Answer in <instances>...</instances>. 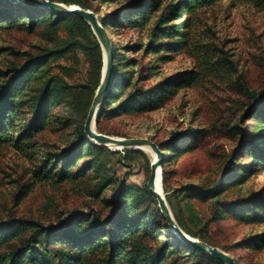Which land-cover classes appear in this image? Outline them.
Masks as SVG:
<instances>
[{"label": "trees", "instance_id": "trees-1", "mask_svg": "<svg viewBox=\"0 0 264 264\" xmlns=\"http://www.w3.org/2000/svg\"><path fill=\"white\" fill-rule=\"evenodd\" d=\"M49 1L97 14L99 10L92 8L91 1L108 4L117 0ZM224 1L125 0L98 18L105 28L128 27L147 41L125 46L124 51L141 53L145 59L154 57L152 62L140 64L137 58L126 60L113 51L112 78L96 118L98 133L104 134L103 120L158 109L166 97L198 82V73L186 70L150 84L161 75L160 63L172 58L165 52L188 49L196 14ZM253 1L264 5V0ZM0 27H17L28 32L43 28L50 34L47 39L50 44L37 54L25 53L23 62H9L0 70V152L10 144L36 160L30 173L32 181L19 186L12 207L15 209L38 182L94 181L88 194L99 198L113 184L106 168L112 157L121 162L134 154L146 156L134 149H123V153L111 151L91 142L84 132L103 67L101 47L90 26L74 14L60 16L25 0H0ZM78 54L87 63V78L83 84H71L69 79L79 66ZM202 54V63L210 71L233 73L225 53L207 50ZM58 60H68L71 64H58L55 72L49 64ZM242 91L251 99L248 111L257 124L254 132L242 131L216 187L190 190V196L211 205V217L204 221L202 229L228 216L247 222L264 221V186L244 197L228 199L233 186L244 184L256 171H264V89L249 92L243 87ZM59 130L70 131V142L65 147L42 144L37 148L39 136ZM200 137L201 132L187 130L172 133L170 138L175 141L167 148L165 142L155 145L162 153L172 148L177 154L188 150L190 143ZM163 156L165 160L167 157ZM241 156L248 157L249 163L236 164ZM162 184H165L164 171ZM151 202L155 198L147 188L137 191L121 185L115 198L103 201L104 207L72 212L60 227L17 217L11 211L7 218L0 219V264H175L173 256L182 252L184 257L192 259L191 264H223L170 234L169 230L165 240L162 235L167 223L159 210L151 209ZM176 220L184 234L214 246ZM161 239L164 245L155 248ZM243 244L260 249L264 245V233L244 240Z\"/></svg>", "mask_w": 264, "mask_h": 264}, {"label": "rangeland", "instance_id": "rangeland-1", "mask_svg": "<svg viewBox=\"0 0 264 264\" xmlns=\"http://www.w3.org/2000/svg\"><path fill=\"white\" fill-rule=\"evenodd\" d=\"M124 1L108 4L91 1V6L99 10L96 15L100 18ZM105 31L113 51L122 54L123 59L137 58L140 64L154 59L152 56L145 59L141 53L123 50L130 44L147 42L138 31L128 27H107ZM63 34L61 31L60 35ZM49 36L43 28L28 32L17 27H0V70L9 62H23L25 53L37 54L42 47L50 44L47 41ZM207 50L215 54L225 53L233 73L217 74L207 69L202 63V53ZM165 55L172 58L160 63L161 75L150 84L186 70H195L199 76L198 82L166 97L158 109L103 120V135L148 139L154 144L165 142L167 148L175 141L170 138L172 133L187 130L201 132L202 137L191 142L188 150L176 154L171 148L162 153L167 157L161 163V170L165 172L162 194L169 212L176 224L178 219L186 230L208 240L214 245L212 247L231 256L236 264H264V245L260 249H253L243 244L244 240L264 233V221L247 222L228 216L202 229L204 221L211 217V205L189 193L190 190L216 187L226 160L237 148L242 131L254 132L253 127L257 122L248 111L251 99L243 93L242 88L246 87L249 92L264 89V5L256 4L253 0H225L199 11L190 30L188 49L171 54L165 52ZM78 58L77 71L69 79L71 84H83L87 78V63L80 54ZM58 64L69 65L71 61H53L49 67L57 72ZM69 132L47 131L38 137L40 146L37 148H41L42 144L63 148L70 142ZM143 153L147 159L138 154L121 162L117 157L110 159L106 168L113 184L99 198H92L88 194L94 181L38 182L14 209L15 194L21 184L32 181L30 173L36 160L9 144L0 152V219L7 218L12 211L17 217L32 218L46 226L60 227L72 212L104 207L103 201L115 198L121 185L137 191L147 188L152 158L150 154ZM248 163V157L236 159V164ZM262 186L264 171L259 170L244 184L233 186L228 192V199L244 197ZM151 209L159 210L156 199L154 203L151 202ZM167 230L174 234L166 224L163 237L167 235ZM163 245L164 241L158 240L155 248ZM184 256L182 252L173 256L172 260L175 264H191L192 259Z\"/></svg>", "mask_w": 264, "mask_h": 264}, {"label": "water", "instance_id": "water-1", "mask_svg": "<svg viewBox=\"0 0 264 264\" xmlns=\"http://www.w3.org/2000/svg\"><path fill=\"white\" fill-rule=\"evenodd\" d=\"M16 2L18 0H10ZM27 2L35 3L36 5L48 9L51 12L60 15H77L83 19L90 26L93 34L95 35L102 51L103 67L101 73V80L99 87L96 90L95 96L91 103V106L87 112V116L84 122V132L91 142L103 145L112 151H119L123 149H138L146 147L149 148L155 156V159L151 162L150 165V174L146 183V187L150 194L156 199L158 203V208L161 216L169 226V228L174 231L175 235L185 243L193 246L194 248L201 250L202 252L216 258L223 264H236L234 259L229 256L227 253L211 247L203 242H200L196 239L190 238L184 234L177 224L175 223L169 209L165 203L163 194H162V170L161 163L164 160L162 152L158 147L148 139L140 138H117L109 137L103 134H100L96 131V118L99 112V109L102 105L103 99L107 93L111 78H112V69H113V49L111 46L110 39L105 31V27L98 20L97 15L90 11L81 9L78 6H66L58 2H51L49 0H25ZM158 188V190H157Z\"/></svg>", "mask_w": 264, "mask_h": 264}, {"label": "bare ground", "instance_id": "bare-ground-1", "mask_svg": "<svg viewBox=\"0 0 264 264\" xmlns=\"http://www.w3.org/2000/svg\"><path fill=\"white\" fill-rule=\"evenodd\" d=\"M140 150L143 151V152H145V153H147L148 155L150 154L151 155V158H152L151 161H153L155 159L154 154L152 153V151L149 148L143 147V148H140ZM157 190H158V188H157ZM171 232L174 233V231H171Z\"/></svg>", "mask_w": 264, "mask_h": 264}]
</instances>
